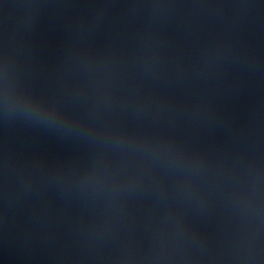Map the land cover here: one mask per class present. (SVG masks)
I'll return each instance as SVG.
<instances>
[{
    "label": "water",
    "instance_id": "95a60500",
    "mask_svg": "<svg viewBox=\"0 0 264 264\" xmlns=\"http://www.w3.org/2000/svg\"><path fill=\"white\" fill-rule=\"evenodd\" d=\"M0 264H33L0 185Z\"/></svg>",
    "mask_w": 264,
    "mask_h": 264
}]
</instances>
